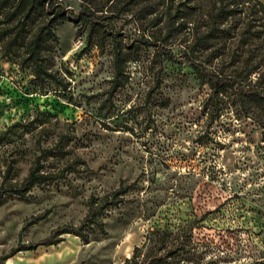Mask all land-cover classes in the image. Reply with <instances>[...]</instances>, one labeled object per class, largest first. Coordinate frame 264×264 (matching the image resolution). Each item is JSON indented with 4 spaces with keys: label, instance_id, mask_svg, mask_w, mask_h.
<instances>
[{
    "label": "rangeland",
    "instance_id": "374dc122",
    "mask_svg": "<svg viewBox=\"0 0 264 264\" xmlns=\"http://www.w3.org/2000/svg\"><path fill=\"white\" fill-rule=\"evenodd\" d=\"M18 1L0 0V261L264 264V128L232 90L214 101L180 59L193 34L164 39L178 1L52 0L12 49ZM54 9L42 51L54 79L39 82L22 61ZM117 45L126 79L110 95ZM162 45L177 57L159 56ZM38 160L58 177L24 195L5 190ZM120 187L103 226L83 227L89 241L54 235L79 229L90 201ZM25 245L37 247L18 250Z\"/></svg>",
    "mask_w": 264,
    "mask_h": 264
},
{
    "label": "trees",
    "instance_id": "16d2710c",
    "mask_svg": "<svg viewBox=\"0 0 264 264\" xmlns=\"http://www.w3.org/2000/svg\"><path fill=\"white\" fill-rule=\"evenodd\" d=\"M175 14L168 11L166 34L170 39L179 31L193 34V43L180 59L193 66L202 82L207 83L214 101L228 90H232L242 104L247 116L256 118L264 128V0H177ZM53 9L52 0H19L16 10L22 12L17 21V31L9 45L24 40L23 35L27 22L40 7ZM54 17L42 24L38 31L31 35L26 43L25 57L22 65L29 64L34 71V79L43 82L54 79V75L46 66L42 54L45 43L55 35L54 24L59 12L54 9ZM90 13V16H93ZM154 44V43H150ZM156 44V43H155ZM207 51L206 53H204ZM159 56L175 59L177 55L170 47L159 46ZM125 66L123 47L117 45L115 52V74L109 89L113 95L125 83ZM217 104V103H215ZM1 136V133H0ZM44 166L36 161L21 184L8 183L6 191L24 195L32 187L55 179L58 175L43 170ZM126 187H120L112 195L106 196L98 203L95 198L90 201L91 212L88 213L79 229L58 228L54 235L75 233L89 241L83 227L103 221L98 219L100 213L111 205H119ZM2 196V194H0ZM62 240L48 239L41 244L51 245ZM37 246L25 245L18 250L34 249ZM7 255L8 259L15 254ZM0 264H5L0 261Z\"/></svg>",
    "mask_w": 264,
    "mask_h": 264
}]
</instances>
